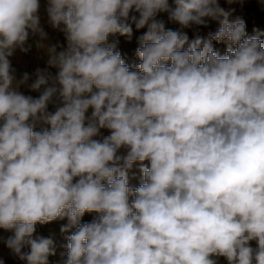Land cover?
Segmentation results:
<instances>
[{
  "label": "clouds",
  "instance_id": "obj_1",
  "mask_svg": "<svg viewBox=\"0 0 264 264\" xmlns=\"http://www.w3.org/2000/svg\"><path fill=\"white\" fill-rule=\"evenodd\" d=\"M39 10L40 0H0V229L11 252L49 264L54 241L36 226L66 219L63 264H264V33L249 36L220 0H47L66 40L58 51ZM161 13L181 29L219 28L189 42ZM132 23L147 27L134 66L108 42L130 39ZM33 37L48 67L18 78L10 58Z\"/></svg>",
  "mask_w": 264,
  "mask_h": 264
},
{
  "label": "rangeland",
  "instance_id": "obj_2",
  "mask_svg": "<svg viewBox=\"0 0 264 264\" xmlns=\"http://www.w3.org/2000/svg\"><path fill=\"white\" fill-rule=\"evenodd\" d=\"M171 3V0H169ZM221 7L225 10L232 11L230 16L231 20L237 17L243 19L246 25V32L249 36L255 35L256 32L264 33V0H234L233 3L229 4L226 0H220ZM157 19L164 21L165 27L172 30H180L188 35L189 42L196 38L209 39L212 34H214L218 28L219 23L216 21H208L207 26H192L191 28L181 29L179 24L170 21L168 19L167 13L159 14ZM264 40V35L260 37ZM214 48L221 54L226 53L227 43H217L213 41ZM139 47L138 41L131 49L124 48V53L130 55L131 61L126 62L127 64L134 66L139 63V58L136 56V49ZM123 53V52H122ZM107 130V129H106ZM109 131V130H108ZM110 134V131L108 132ZM145 164L148 162L145 161ZM134 173V184L133 187L138 186L139 182L142 181V173L140 172V164L137 162L130 169ZM95 213H86L82 218V222H91L95 218ZM67 224V220H55L50 223L40 225L37 224L34 236H42L45 238H51L54 241V247L56 254L49 257V264H63L66 259V244L67 236L71 234L74 229L69 232H61V228ZM11 232L0 229V261L3 264H26L25 261H21L17 256H15L11 250L6 246L4 240H6ZM253 246H255L253 242ZM28 249H25L27 251ZM218 264H227L223 257L218 259Z\"/></svg>",
  "mask_w": 264,
  "mask_h": 264
},
{
  "label": "crops",
  "instance_id": "obj_3",
  "mask_svg": "<svg viewBox=\"0 0 264 264\" xmlns=\"http://www.w3.org/2000/svg\"><path fill=\"white\" fill-rule=\"evenodd\" d=\"M47 8V0H40V10H39V15H40V23L41 27L44 29V31L48 34V39L45 41L46 44L48 45H57V50H62L63 47H66V40L64 37V34L60 32L57 29H53L51 25L48 22V16L46 12ZM138 16L137 13H132ZM159 17V14H158ZM132 27V36L129 39L127 36H121L119 34L112 35L109 37V43H115L117 49L121 52L122 56L125 59V62L131 61V57L128 54H125L124 51L127 49H131L136 41H138V38L143 35L147 31V27L142 28V29H136L135 24H131ZM38 39V37H33L29 40V43L33 44V47L28 53H22L19 50L16 51L13 57H11V63L13 68L16 70V75L19 78L23 73L27 72L29 73L30 76L34 79V73L37 68H47V60H48V55L45 50L43 49H37L35 47V41ZM124 48H126L124 50ZM123 52V53H122ZM53 74H55L56 69H49ZM31 82V81H30ZM25 94L27 95H32L34 97H37L39 95L38 92H31L28 89L24 88L22 89ZM49 111H55V106L50 105L49 106ZM91 114V109H89V112L87 115L90 116ZM42 127H47V125L43 124H38L37 125V130H40ZM109 131L106 129H101L100 130V136L97 138H102L103 136L109 135ZM133 171L129 170L128 175H129V183L130 185H133L134 182V173ZM139 182L138 184H140Z\"/></svg>",
  "mask_w": 264,
  "mask_h": 264
}]
</instances>
